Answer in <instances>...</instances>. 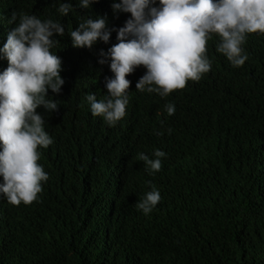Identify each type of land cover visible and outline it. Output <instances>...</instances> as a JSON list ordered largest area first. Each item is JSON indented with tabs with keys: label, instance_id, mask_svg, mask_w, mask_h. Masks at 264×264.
<instances>
[{
	"label": "trees",
	"instance_id": "1",
	"mask_svg": "<svg viewBox=\"0 0 264 264\" xmlns=\"http://www.w3.org/2000/svg\"><path fill=\"white\" fill-rule=\"evenodd\" d=\"M61 2L75 10L61 17ZM112 3L98 0L84 10L78 0H0V47L15 27L7 23L13 13L65 26L52 49L65 83L58 95L48 92L59 108L37 109L53 139L39 149L49 179L29 205L0 195V264H264V35L248 36L240 68L216 52L213 36L211 70L166 98L136 91L145 72L136 68L126 76V115L108 127L92 116L85 96L106 95L109 62L97 60L117 42L115 32L91 49L73 48L69 35L90 16L123 26L128 14L113 18ZM6 68L0 58V72ZM156 149L166 158L149 175L137 156ZM149 184L161 199L145 216L135 205Z\"/></svg>",
	"mask_w": 264,
	"mask_h": 264
},
{
	"label": "clouds",
	"instance_id": "2",
	"mask_svg": "<svg viewBox=\"0 0 264 264\" xmlns=\"http://www.w3.org/2000/svg\"><path fill=\"white\" fill-rule=\"evenodd\" d=\"M97 2L78 0L76 7L88 10ZM110 8L113 18L128 14L123 26L109 28L106 17L90 16L69 35L73 48L91 49L97 42L107 45L115 32L117 42L98 53L97 63L109 62L112 74L104 81L106 95L100 100L91 93L85 96L92 116L101 117L108 127L126 115L130 85L126 76L136 68L145 72L135 90L166 98L211 70L207 44L213 36L218 37L216 52L240 68L248 59L243 48L248 36L264 35V0H113ZM74 10L62 2L57 8L61 17ZM4 19L0 16V21ZM7 23L15 27L0 47V58L7 61L0 72V195L18 206L36 201L49 179L38 163L39 149H47L53 139L37 109L51 114L59 108L48 92L58 95L65 83L60 76L62 61L52 52L60 45L57 37L65 35V26L57 19L16 13ZM164 111L174 115V104L166 103ZM137 158L152 175L161 170L166 153L156 149L151 157L141 152ZM149 188L135 205L145 216L161 199L154 185Z\"/></svg>",
	"mask_w": 264,
	"mask_h": 264
}]
</instances>
